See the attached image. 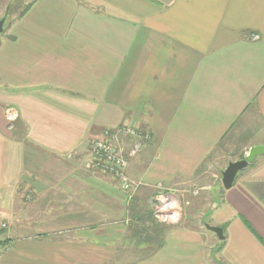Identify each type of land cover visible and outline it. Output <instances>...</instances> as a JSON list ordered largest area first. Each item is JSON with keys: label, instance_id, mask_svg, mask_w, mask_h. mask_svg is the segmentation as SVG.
Wrapping results in <instances>:
<instances>
[{"label": "crops", "instance_id": "crops-1", "mask_svg": "<svg viewBox=\"0 0 264 264\" xmlns=\"http://www.w3.org/2000/svg\"><path fill=\"white\" fill-rule=\"evenodd\" d=\"M20 4L0 37V264H113L134 244L154 246L140 264H264V154L203 222L222 240L196 225L162 233L134 211L202 176L228 134L264 144V0ZM127 120L151 134L128 158L142 185L130 202L86 163Z\"/></svg>", "mask_w": 264, "mask_h": 264}, {"label": "rangeland", "instance_id": "rangeland-1", "mask_svg": "<svg viewBox=\"0 0 264 264\" xmlns=\"http://www.w3.org/2000/svg\"><path fill=\"white\" fill-rule=\"evenodd\" d=\"M25 1L26 0H13L8 4L6 3V0H0V18L4 17L3 31L9 25L10 19L16 17L23 11L22 9L25 6L20 3ZM6 12L7 14H5ZM4 14L5 16H3ZM1 34L2 33H0V37ZM6 114L10 115L11 112H7ZM126 129H130L132 132L126 133ZM105 132L108 133V137L110 139L108 137L105 138L110 140L127 159L131 157L132 154H140V149L144 145V142H147V140H149L151 137V134L148 130H143L136 123H133L130 120H127L115 128H105L102 134L98 135L94 139L102 136ZM128 135L134 137V140L131 142L130 147L125 150L124 147L119 143L123 136ZM227 136L228 137L225 138L226 141L219 142L217 147L210 151L203 164L204 169L202 168V170H204V173L202 176L197 174L195 176L199 177L196 179H194L195 176H193L192 179H188L189 181L187 182V185L185 184L184 179H181L173 184L172 190L163 189L162 186H159L161 187L160 189L155 188L154 196H152L151 202H148L149 206L145 207L144 205L140 204V207L137 209L135 208L134 211L143 212L141 218H145V210L147 209L150 213V216L152 217L150 218V222L154 223L152 224L153 226H157L158 223V227L162 233L169 231L171 228L177 229L186 226L191 227L192 225H196L197 227L201 226L202 229H205L203 222L207 220V217L210 215V211L214 208V206L217 205L221 198V192L223 189L221 182L222 170L226 167L228 162L243 158L248 151V145L250 144V142L246 141L242 137L239 139H233L232 134H228ZM89 148L87 150V155ZM132 151L134 152L131 153ZM132 180L133 184L129 191H124L121 189L125 193L128 202L133 199L136 192L142 187L141 180ZM172 201H177L180 207L170 208L165 212L159 211L161 205L170 203ZM131 209L132 208H130V212ZM177 213L179 214V219L175 222H173L170 218L167 220L158 218L171 217ZM134 217L135 220H140V217H137V214ZM127 220L129 219L127 218ZM133 236L136 238L137 236L141 237L143 235L139 233V231L133 229ZM153 247L154 246L151 244L149 246L150 250L148 252L140 254V246L138 247L136 244H134L132 246L134 253L131 252L132 249H130L128 255H125V253L122 252L120 254L122 261L119 260L113 264H140V257L138 256L141 255L145 258L149 255H153Z\"/></svg>", "mask_w": 264, "mask_h": 264}, {"label": "built area", "instance_id": "built-area-1", "mask_svg": "<svg viewBox=\"0 0 264 264\" xmlns=\"http://www.w3.org/2000/svg\"><path fill=\"white\" fill-rule=\"evenodd\" d=\"M10 116L11 114L8 115V119ZM131 132L132 130L126 129V133ZM105 137H108L107 132L94 139L91 143L86 157L87 166L92 170L110 174L119 182L121 189L129 191L132 187L133 180L126 173L128 159L110 140ZM133 152L134 151L131 153ZM5 225L6 224L0 219V228L5 227Z\"/></svg>", "mask_w": 264, "mask_h": 264}, {"label": "water", "instance_id": "water-1", "mask_svg": "<svg viewBox=\"0 0 264 264\" xmlns=\"http://www.w3.org/2000/svg\"><path fill=\"white\" fill-rule=\"evenodd\" d=\"M3 23L4 18L0 19V33L3 31ZM264 154V144L262 145H254L249 147L243 158L233 160L228 162L226 167L221 172V182L222 186L225 189H228L232 186L233 181L237 173L248 166V164L252 163L254 158L257 155ZM205 228L215 233L219 240L224 238L223 229L220 226L210 225L208 223H204Z\"/></svg>", "mask_w": 264, "mask_h": 264}, {"label": "clouds", "instance_id": "clouds-1", "mask_svg": "<svg viewBox=\"0 0 264 264\" xmlns=\"http://www.w3.org/2000/svg\"><path fill=\"white\" fill-rule=\"evenodd\" d=\"M13 117H9V119H12ZM195 194V193H194ZM180 205L177 201H172L170 203H166L160 206L159 211L160 212H165L166 210L170 209V208H179ZM159 219L162 220H167V219H171L173 222H175L176 220L179 219V214H174L171 217H158Z\"/></svg>", "mask_w": 264, "mask_h": 264}, {"label": "trees", "instance_id": "trees-1", "mask_svg": "<svg viewBox=\"0 0 264 264\" xmlns=\"http://www.w3.org/2000/svg\"><path fill=\"white\" fill-rule=\"evenodd\" d=\"M29 5L30 4H27V5H25V7H23V11L21 12V13H23L28 7H29ZM5 14H7V12L5 13ZM5 14L3 15V16H5ZM2 18H4V17H2ZM1 19V18H0ZM136 230V229H135ZM139 233H140V231H139ZM221 242V241H220ZM221 248V245H218L217 247H216V249L217 250H219Z\"/></svg>", "mask_w": 264, "mask_h": 264}]
</instances>
